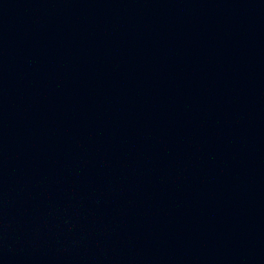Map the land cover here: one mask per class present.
Here are the masks:
<instances>
[{
  "label": "water",
  "instance_id": "water-1",
  "mask_svg": "<svg viewBox=\"0 0 264 264\" xmlns=\"http://www.w3.org/2000/svg\"><path fill=\"white\" fill-rule=\"evenodd\" d=\"M0 264H264V0H0Z\"/></svg>",
  "mask_w": 264,
  "mask_h": 264
}]
</instances>
